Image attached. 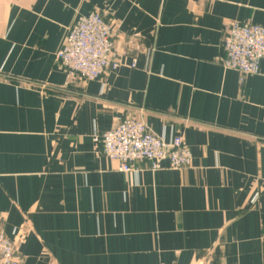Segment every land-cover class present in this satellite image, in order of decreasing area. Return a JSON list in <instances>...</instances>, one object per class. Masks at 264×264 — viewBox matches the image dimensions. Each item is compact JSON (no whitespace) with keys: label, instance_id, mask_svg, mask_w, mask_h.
<instances>
[{"label":"crops","instance_id":"0c3cea01","mask_svg":"<svg viewBox=\"0 0 264 264\" xmlns=\"http://www.w3.org/2000/svg\"><path fill=\"white\" fill-rule=\"evenodd\" d=\"M94 11L121 66L86 81L56 54ZM231 22L264 26V0H0V226L22 264H264V61L243 84L223 66ZM125 120L191 166L121 172L100 138Z\"/></svg>","mask_w":264,"mask_h":264},{"label":"built area","instance_id":"2783aa9c","mask_svg":"<svg viewBox=\"0 0 264 264\" xmlns=\"http://www.w3.org/2000/svg\"><path fill=\"white\" fill-rule=\"evenodd\" d=\"M223 66L244 78L257 75L264 61V26L231 22L224 27ZM56 62L69 76L81 80H100L108 70H117L121 61L114 55L113 33L100 12L80 17L69 29ZM105 158L119 164L125 174L136 172L135 163L147 162L160 170L169 162L173 170H185L192 164V154L181 137L167 140L155 135L144 122L125 120L101 138ZM18 235V233H16ZM0 264H22L16 255L14 240L0 226Z\"/></svg>","mask_w":264,"mask_h":264}]
</instances>
